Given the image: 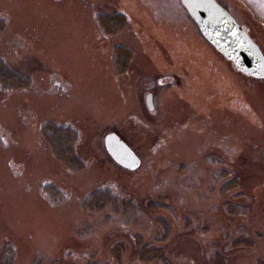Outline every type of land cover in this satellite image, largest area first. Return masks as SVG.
I'll return each mask as SVG.
<instances>
[{"label":"rangeland","instance_id":"374dc122","mask_svg":"<svg viewBox=\"0 0 264 264\" xmlns=\"http://www.w3.org/2000/svg\"><path fill=\"white\" fill-rule=\"evenodd\" d=\"M217 1L264 54V0ZM111 11L129 24L105 37L95 15ZM0 15V57L32 82L0 90V247L13 244L16 264L36 254L57 264H116V243L120 264H138L136 234L164 247L173 264H213L217 254L225 264H264V78L237 71L181 0H0ZM117 44L132 51L121 76L112 65ZM46 121L78 131L83 171L54 158L39 132ZM112 131L140 157L135 171L105 151ZM232 178L238 186L222 194ZM48 186L63 199L50 201ZM105 186L132 201L140 224L80 209L86 193ZM148 201L168 209L147 212ZM157 218L171 228L166 244L156 241ZM244 238L252 245L232 246Z\"/></svg>","mask_w":264,"mask_h":264},{"label":"trees","instance_id":"16d2710c","mask_svg":"<svg viewBox=\"0 0 264 264\" xmlns=\"http://www.w3.org/2000/svg\"><path fill=\"white\" fill-rule=\"evenodd\" d=\"M96 23L101 34L105 37L119 35L120 32L125 30L129 24V19L126 14L120 11L102 12L95 15ZM7 21L0 15V33L6 29ZM132 51L122 45H115L112 49V65L115 75H120L127 72L129 63L131 61ZM32 82L30 77L20 71H15L10 68L0 57V90L3 92L15 90L25 91L30 90ZM39 132L48 144L49 149L56 160H58L70 173H79L85 169V164L76 153V145L78 142V131L69 124L55 123L52 121H46L39 127ZM211 157L210 159H213ZM209 159V160H210ZM226 171L221 170L217 178L224 176ZM238 186L236 178H232L221 185L219 189L222 194L226 191L234 189ZM50 201L62 200L63 195L61 192L52 187H47ZM80 209L87 213H99L105 210H111L112 212H122L123 222L126 226L138 225L141 221L139 215L134 208L132 201L123 197H120L112 191L110 186L96 188L82 198ZM157 209H168L163 203L148 201L144 207L145 211H153ZM236 207L227 206V210L230 214L236 213ZM188 221V219H186ZM157 223L161 227V234L157 237L159 243L166 244L170 237V226L162 218L156 219ZM190 225L187 222L186 228ZM197 229L198 227H193ZM134 241L136 245V255L139 259L138 264H173L167 256L164 247L155 246L154 244L145 243L142 241L140 235H134ZM252 242L249 239H237L233 241L232 246H251ZM10 241H5L0 247V264H16L15 262V250ZM123 250L122 243H116L109 247V252L115 259L116 264H120L121 252ZM87 259H93L94 255L88 256ZM213 264H225L221 260L219 254L216 255ZM32 264H57V259L54 260L44 254H36L33 257ZM86 264H96V262L88 261Z\"/></svg>","mask_w":264,"mask_h":264},{"label":"water","instance_id":"95a60500","mask_svg":"<svg viewBox=\"0 0 264 264\" xmlns=\"http://www.w3.org/2000/svg\"><path fill=\"white\" fill-rule=\"evenodd\" d=\"M182 5L198 26L201 34L232 62L240 73L264 78V54L233 16L216 0H181ZM146 107L153 106L152 95H146ZM105 151L121 167L135 171L141 165L140 157L115 132L104 136Z\"/></svg>","mask_w":264,"mask_h":264}]
</instances>
